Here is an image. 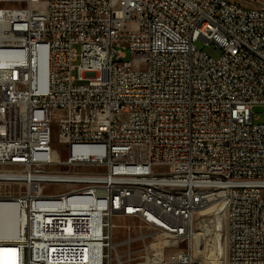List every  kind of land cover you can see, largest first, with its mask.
I'll list each match as a JSON object with an SVG mask.
<instances>
[{"label":"built area","instance_id":"2783aa9c","mask_svg":"<svg viewBox=\"0 0 264 264\" xmlns=\"http://www.w3.org/2000/svg\"><path fill=\"white\" fill-rule=\"evenodd\" d=\"M256 106L264 0H0V204L21 219L0 250L14 264H195V216L216 202L226 264H264Z\"/></svg>","mask_w":264,"mask_h":264},{"label":"bare ground","instance_id":"6f19581e","mask_svg":"<svg viewBox=\"0 0 264 264\" xmlns=\"http://www.w3.org/2000/svg\"><path fill=\"white\" fill-rule=\"evenodd\" d=\"M46 81L45 68L41 76V86H44ZM213 204V203H212ZM212 204L209 206L211 207ZM213 208V207H212ZM218 211L222 217L223 230L222 238L220 240L219 255L213 256L211 254V242L213 240V230L218 228V222L215 218V209L212 212L207 213L205 209H199L195 216V224L199 225V231H194L191 248L193 259L200 261L201 264L220 263L226 264L227 258V244H226V214L223 211V207L218 203ZM218 214V215H220ZM17 208L12 203L3 202L0 204V234L5 237H17L16 227L19 222ZM225 235V246H224ZM14 252V251H13ZM11 250L3 248L0 250V264H14L12 261Z\"/></svg>","mask_w":264,"mask_h":264},{"label":"rangeland","instance_id":"374dc122","mask_svg":"<svg viewBox=\"0 0 264 264\" xmlns=\"http://www.w3.org/2000/svg\"><path fill=\"white\" fill-rule=\"evenodd\" d=\"M237 1L238 2H241L243 4H246V3L251 2V0H237ZM254 2H256V3L259 2L260 3L262 1H254ZM195 45L198 48H200V49H204V50L208 51L211 55H217V52L213 49V47L206 46L202 40H199V41L195 42ZM74 47L77 50V52H80L81 51V46L79 44H76ZM125 54H126V56H125V59L124 60L125 61H130V59H131L130 50L129 49H126L125 50ZM78 62H79V59H77L74 63L77 64ZM253 111L255 112V117L257 118L256 119V122H262V121H264V106H256L253 109ZM57 131H58V126L57 125H54L53 146H54L55 149L61 150L63 148V145L61 143H59ZM64 158H65V154L62 153L61 159L64 160ZM65 189H66V187L64 185L47 186V190L53 191V192H60V191H63ZM209 206H207L205 208H202V209H205V211L207 213L212 212L213 209H215V212H216L215 218L217 219V222H218V226L219 227L217 229L215 228L213 230V240L211 242V254L213 256H217V255H219L220 244H221L220 243V240L222 238V231L224 230L223 229L224 227H223V224H222L221 214L218 211V203L214 202L211 207H209ZM218 214H220V215H218ZM115 222L118 225L117 228H116V232H118V234H119L118 236L121 237L123 233L121 232L120 227L125 222V220L123 218L116 217L115 218ZM194 226H195L194 227L195 228L194 231H199V229H198L199 225H196L194 223ZM224 246H225V235H224ZM183 247L184 248H187V244L185 243L183 245ZM195 262H196L195 264H201L200 261L195 260ZM211 264H220V263H211Z\"/></svg>","mask_w":264,"mask_h":264}]
</instances>
